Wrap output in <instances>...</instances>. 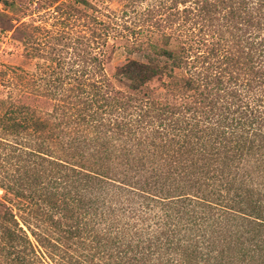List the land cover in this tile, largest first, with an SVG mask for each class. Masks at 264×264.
Masks as SVG:
<instances>
[{
	"label": "trees",
	"instance_id": "16d2710c",
	"mask_svg": "<svg viewBox=\"0 0 264 264\" xmlns=\"http://www.w3.org/2000/svg\"><path fill=\"white\" fill-rule=\"evenodd\" d=\"M50 8L0 71V264H264V0Z\"/></svg>",
	"mask_w": 264,
	"mask_h": 264
},
{
	"label": "rangeland",
	"instance_id": "374dc122",
	"mask_svg": "<svg viewBox=\"0 0 264 264\" xmlns=\"http://www.w3.org/2000/svg\"><path fill=\"white\" fill-rule=\"evenodd\" d=\"M55 0H0V71H5L7 67H24L28 70L34 68V61H27L24 47L22 44V31L20 24L34 23L49 28L51 19L49 13L50 6ZM96 2L98 0H89ZM113 8L123 3V0H106ZM28 33V32H27ZM127 58L123 49L118 48L112 60L107 65V73L113 76L114 68L125 62ZM114 81V80H113ZM117 86H121L114 81ZM16 89V88H15ZM13 93L14 99H18L17 89L12 90L3 85L0 79V99H6ZM33 144L32 140L29 141ZM5 193L0 189V203H5L9 208L16 210L9 203L5 202ZM3 209V208H2ZM0 207V213H2Z\"/></svg>",
	"mask_w": 264,
	"mask_h": 264
}]
</instances>
